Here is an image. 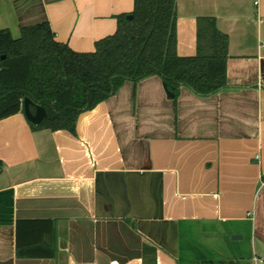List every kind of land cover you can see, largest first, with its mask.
Here are the masks:
<instances>
[{
  "label": "crops",
  "instance_id": "1",
  "mask_svg": "<svg viewBox=\"0 0 264 264\" xmlns=\"http://www.w3.org/2000/svg\"><path fill=\"white\" fill-rule=\"evenodd\" d=\"M176 1L180 57L198 54L199 18L228 35L227 86L126 82L75 133L34 130L23 112L0 121V264H144L146 245L156 264H264V0ZM134 6L0 0V30L49 23L92 53ZM20 221L51 223L21 236L54 257L18 255Z\"/></svg>",
  "mask_w": 264,
  "mask_h": 264
},
{
  "label": "trees",
  "instance_id": "2",
  "mask_svg": "<svg viewBox=\"0 0 264 264\" xmlns=\"http://www.w3.org/2000/svg\"><path fill=\"white\" fill-rule=\"evenodd\" d=\"M134 11L118 17V30L79 53L56 40L49 23L24 28L15 39L0 30V121L24 111V101L47 111L32 129L76 132L80 116L114 96L126 82L158 76L175 91L182 86L201 96L227 86L229 37L212 17L198 19V54L177 53V1L134 0ZM132 15L133 18H129ZM5 57V59H3ZM3 163L0 161V171ZM36 223L18 222V255L52 258L55 251L27 244L23 230ZM42 241V240H41ZM155 248L144 247V264H156Z\"/></svg>",
  "mask_w": 264,
  "mask_h": 264
},
{
  "label": "water",
  "instance_id": "3",
  "mask_svg": "<svg viewBox=\"0 0 264 264\" xmlns=\"http://www.w3.org/2000/svg\"><path fill=\"white\" fill-rule=\"evenodd\" d=\"M129 18L132 19L133 16L130 15ZM101 40H103V39H101ZM101 40H99V41H101ZM3 59H5V57H3ZM34 108H35V112L33 111ZM23 113H24V116H25L26 120L28 121V123L30 125H34V126H39L47 117V111L45 110V108H43L41 106L34 105V103L30 99H26L24 101Z\"/></svg>",
  "mask_w": 264,
  "mask_h": 264
},
{
  "label": "built area",
  "instance_id": "4",
  "mask_svg": "<svg viewBox=\"0 0 264 264\" xmlns=\"http://www.w3.org/2000/svg\"><path fill=\"white\" fill-rule=\"evenodd\" d=\"M258 158H259V156H258ZM262 261H263V259L254 258L253 262L250 264H258L259 262H262Z\"/></svg>",
  "mask_w": 264,
  "mask_h": 264
},
{
  "label": "rangeland",
  "instance_id": "5",
  "mask_svg": "<svg viewBox=\"0 0 264 264\" xmlns=\"http://www.w3.org/2000/svg\"><path fill=\"white\" fill-rule=\"evenodd\" d=\"M14 37H15V39H18V38H19V34L16 33V34L14 35Z\"/></svg>",
  "mask_w": 264,
  "mask_h": 264
},
{
  "label": "flooded vegetation",
  "instance_id": "6",
  "mask_svg": "<svg viewBox=\"0 0 264 264\" xmlns=\"http://www.w3.org/2000/svg\"><path fill=\"white\" fill-rule=\"evenodd\" d=\"M33 111L35 112V108L33 109Z\"/></svg>",
  "mask_w": 264,
  "mask_h": 264
}]
</instances>
